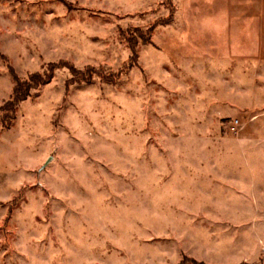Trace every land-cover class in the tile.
<instances>
[{
    "label": "rangeland",
    "instance_id": "1",
    "mask_svg": "<svg viewBox=\"0 0 264 264\" xmlns=\"http://www.w3.org/2000/svg\"><path fill=\"white\" fill-rule=\"evenodd\" d=\"M45 73L0 264H264V0H0V110Z\"/></svg>",
    "mask_w": 264,
    "mask_h": 264
},
{
    "label": "trees",
    "instance_id": "2",
    "mask_svg": "<svg viewBox=\"0 0 264 264\" xmlns=\"http://www.w3.org/2000/svg\"><path fill=\"white\" fill-rule=\"evenodd\" d=\"M49 78L50 75L46 73L42 75L34 74L22 84L16 83L14 85L10 100L6 104H3L0 110V114L3 115H0V128H6L12 119V116L6 117L5 115L11 114L15 105L23 101L28 96L30 90L47 83Z\"/></svg>",
    "mask_w": 264,
    "mask_h": 264
}]
</instances>
